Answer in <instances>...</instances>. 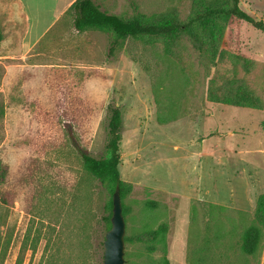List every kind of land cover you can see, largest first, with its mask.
<instances>
[{
	"label": "rangeland",
	"instance_id": "rangeland-1",
	"mask_svg": "<svg viewBox=\"0 0 264 264\" xmlns=\"http://www.w3.org/2000/svg\"><path fill=\"white\" fill-rule=\"evenodd\" d=\"M69 1L0 0V264H102L112 193L81 154L108 156L112 104L123 120L124 264H189L198 245H206L205 264H264V233L253 256L237 244L264 194V31L224 13L215 37H201L205 53L180 35L169 45L128 37L108 54L113 34L76 32ZM94 2L125 19L168 13L180 21L230 6ZM238 5L264 24V0ZM236 80L260 108L207 99L210 81ZM160 223L165 248L150 252L137 236Z\"/></svg>",
	"mask_w": 264,
	"mask_h": 264
},
{
	"label": "trees",
	"instance_id": "trees-1",
	"mask_svg": "<svg viewBox=\"0 0 264 264\" xmlns=\"http://www.w3.org/2000/svg\"><path fill=\"white\" fill-rule=\"evenodd\" d=\"M69 10L74 13L73 26L76 30L98 29L110 31L113 39L110 42L108 54L119 44L120 40L128 37L140 39L144 44H151L154 40L163 38L167 45L173 43L180 35H186L193 46L205 53V45L202 40L203 35L215 37L218 31L215 19L219 15L232 16L238 20H243L251 24L254 28L264 31V24L256 21L247 12L242 10L238 5V0H230V6L227 10L211 8L202 9V12H196L186 21H180L178 18L168 13L145 16L136 14L131 18L125 19L121 16L107 13L100 9V6L94 0H73L68 6ZM3 38L0 28V42ZM214 41V39H213ZM214 45V44H213ZM215 55V48H212ZM207 99L212 102L235 106H248L260 108L261 104L244 86L240 80L227 81L215 87L213 81H210L207 89ZM168 109V106L166 107ZM171 108V107H170ZM107 115V141L105 148L108 156L105 158H97L88 153L81 154L83 166L87 172L99 181L109 186L110 192L113 194L115 190L120 196H123L125 184L120 179L118 165L120 162L119 141L121 139L122 115L118 105H108ZM175 116L171 110L167 116ZM170 117L169 120H174ZM6 176V166L0 161V182ZM112 209V199L109 202ZM111 213L105 218L107 230L110 228ZM255 223L247 225L241 232L238 248L239 253L244 256H253L259 250L264 233V194L258 197L255 211ZM167 232V224L160 223L156 228L143 231L137 236L138 241L148 242L147 248L150 252L155 249L156 244H160L165 248V235ZM218 233L215 234L217 237ZM205 247L206 245H198L191 248L187 257L189 264H205ZM163 264H168L167 258L163 259Z\"/></svg>",
	"mask_w": 264,
	"mask_h": 264
},
{
	"label": "water",
	"instance_id": "water-1",
	"mask_svg": "<svg viewBox=\"0 0 264 264\" xmlns=\"http://www.w3.org/2000/svg\"><path fill=\"white\" fill-rule=\"evenodd\" d=\"M124 231L125 223L121 211L120 196L117 190L112 194L110 228L103 240L102 264H124Z\"/></svg>",
	"mask_w": 264,
	"mask_h": 264
},
{
	"label": "crops",
	"instance_id": "crops-1",
	"mask_svg": "<svg viewBox=\"0 0 264 264\" xmlns=\"http://www.w3.org/2000/svg\"><path fill=\"white\" fill-rule=\"evenodd\" d=\"M73 0H71V1H69L68 2V4H67V7L71 4V2H72ZM74 30L76 31V32H79L78 30H76L75 28H74ZM7 57V54L6 53H3V52H1L0 51V59L2 58H6Z\"/></svg>",
	"mask_w": 264,
	"mask_h": 264
}]
</instances>
